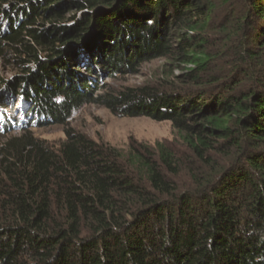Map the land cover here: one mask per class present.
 <instances>
[{
    "label": "trees",
    "instance_id": "1",
    "mask_svg": "<svg viewBox=\"0 0 264 264\" xmlns=\"http://www.w3.org/2000/svg\"><path fill=\"white\" fill-rule=\"evenodd\" d=\"M9 54L24 78L0 108L100 104L175 140L0 135V264H264V0H0ZM154 59L182 74L92 99L90 74Z\"/></svg>",
    "mask_w": 264,
    "mask_h": 264
},
{
    "label": "rangeland",
    "instance_id": "2",
    "mask_svg": "<svg viewBox=\"0 0 264 264\" xmlns=\"http://www.w3.org/2000/svg\"><path fill=\"white\" fill-rule=\"evenodd\" d=\"M12 59L13 56L10 54L6 58H0V83L1 81L6 82L4 89L2 91L0 89V93L6 89L9 90L11 86L24 78L20 74L17 63ZM76 69L82 73L80 67ZM170 73L173 77L182 74L179 70L172 71L165 60L158 59L134 67V72L124 69V72L111 77L104 72L97 71L90 74L91 77L88 75L93 85L91 87L92 99L96 100L105 94L116 95L127 89L160 88L164 80L170 77ZM172 78L170 77L167 81L172 82ZM20 103L24 102L15 99L9 103L11 107L6 104L0 108L1 136L17 138L23 134L20 130L23 128L48 146L57 148L65 140V131L73 130L96 143L121 151H126L131 142L154 146L158 142L172 143L175 140V132L169 122H156L145 117H118L100 104H86L72 112L65 124H60L50 119L31 115L24 117ZM36 123L41 125L35 127Z\"/></svg>",
    "mask_w": 264,
    "mask_h": 264
}]
</instances>
